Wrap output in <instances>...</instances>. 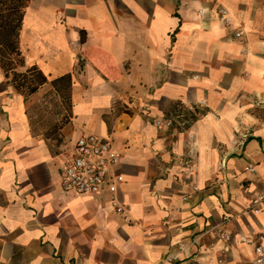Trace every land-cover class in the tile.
<instances>
[{"label": "crops", "instance_id": "crops-1", "mask_svg": "<svg viewBox=\"0 0 264 264\" xmlns=\"http://www.w3.org/2000/svg\"><path fill=\"white\" fill-rule=\"evenodd\" d=\"M89 134L119 156L121 215L62 190ZM259 193L264 0H28L0 51V264H252Z\"/></svg>", "mask_w": 264, "mask_h": 264}, {"label": "built area", "instance_id": "built-area-1", "mask_svg": "<svg viewBox=\"0 0 264 264\" xmlns=\"http://www.w3.org/2000/svg\"><path fill=\"white\" fill-rule=\"evenodd\" d=\"M218 16L224 23L228 22L225 11L220 9ZM236 33L235 37H240ZM202 105V104H200ZM194 108L189 106L187 111L191 112ZM172 119L165 121H154L156 127L172 126ZM243 145V142L240 144ZM119 165V156L113 151L110 143L96 135H82L74 143L72 156L64 164L61 170V187L65 193H73L79 196L98 195L101 191L106 190L110 198V204L115 212L121 215L124 211L116 199L118 186L123 179L120 175L112 174V170ZM218 171L225 169V162L221 161L218 165ZM247 171L253 172L252 167H247ZM220 181L218 178L216 182ZM194 192L198 191L193 187ZM264 208V193H259L250 199L249 209L252 214L259 213ZM218 236L221 240H226L227 235L219 231ZM183 249L178 245V250ZM169 256L168 258H170ZM252 264H264V248L256 246L254 248V258Z\"/></svg>", "mask_w": 264, "mask_h": 264}, {"label": "trees", "instance_id": "trees-1", "mask_svg": "<svg viewBox=\"0 0 264 264\" xmlns=\"http://www.w3.org/2000/svg\"><path fill=\"white\" fill-rule=\"evenodd\" d=\"M28 0H0V51L6 47L10 51L14 50V43L20 28L23 9L27 6ZM42 81L43 78H39ZM37 79V80H38ZM69 76H64L57 82H67ZM173 115L182 114L183 121H194L197 117L194 113H181L175 106L171 112Z\"/></svg>", "mask_w": 264, "mask_h": 264}, {"label": "rangeland", "instance_id": "rangeland-1", "mask_svg": "<svg viewBox=\"0 0 264 264\" xmlns=\"http://www.w3.org/2000/svg\"><path fill=\"white\" fill-rule=\"evenodd\" d=\"M59 118H60V116H59ZM63 118V117H62Z\"/></svg>", "mask_w": 264, "mask_h": 264}]
</instances>
